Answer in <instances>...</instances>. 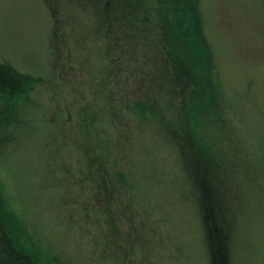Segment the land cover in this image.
<instances>
[{
    "label": "rangeland",
    "instance_id": "rangeland-1",
    "mask_svg": "<svg viewBox=\"0 0 264 264\" xmlns=\"http://www.w3.org/2000/svg\"><path fill=\"white\" fill-rule=\"evenodd\" d=\"M95 7L105 9V0H0V63L42 78L31 101L17 109L18 125L2 134L0 147V186L20 223L21 242L43 264H65L67 257L72 263L79 252L73 244L85 255H78L79 264H93L87 258L90 260L95 252L114 258L116 250L121 256L129 253L124 256L125 264H213L204 235L198 232L193 216L183 210L177 196H171L170 209L164 210L166 218H159L164 234L160 231L161 242L155 241L152 247L147 246V234L137 228L139 220L117 230L120 215L115 216L117 232L110 238L111 217L101 218L97 210L100 201L94 193L95 140L103 134L95 118L99 103L94 89L102 73L96 57L98 52L107 53L99 49L105 35L108 42L112 36L108 30L104 35L97 25ZM199 12L205 35L213 45L214 78L231 119L224 127L225 133L234 138L229 144L231 152L235 156L243 145L239 138L244 139V149L249 152L244 167L235 159L236 168L229 177L233 176L232 182L237 185L239 178L251 175L257 189L251 200L247 199L250 205L240 207L241 217L246 220L240 226L247 237L242 233L245 249L240 250L238 245L234 264H264V136L257 127V122L264 119V0H200ZM170 24L167 22L166 28ZM170 29L165 30L167 38ZM159 60L145 53L131 66L136 74L148 73L150 64L156 62L158 66ZM165 71V67L159 70ZM178 97L174 91V102ZM216 139L218 149L226 144L222 137ZM140 141L144 140L138 130H130L129 139H119L122 145L120 152L116 150L117 162L124 168H128V147L136 146L132 150L138 152ZM180 160L176 169L180 168ZM183 161L195 171L207 205L211 202L210 188L217 181L207 174L210 169L194 166V157L191 166ZM114 174L113 169H107V176ZM177 180L182 187L183 181ZM160 202L163 216L166 203ZM93 203L96 211L92 210ZM135 209L144 212L141 206ZM209 212L213 215L211 208ZM95 216L100 220L93 221ZM91 224L96 227L91 229ZM223 232L215 264H229L225 243L228 245L231 235L238 234L235 230ZM192 235L195 241L202 239L204 253L202 246L193 249L187 244ZM64 246L71 251L66 252ZM156 251L161 252L158 258Z\"/></svg>",
    "mask_w": 264,
    "mask_h": 264
},
{
    "label": "trees",
    "instance_id": "trees-1",
    "mask_svg": "<svg viewBox=\"0 0 264 264\" xmlns=\"http://www.w3.org/2000/svg\"><path fill=\"white\" fill-rule=\"evenodd\" d=\"M105 5V9L95 7L98 10L94 14L104 35L108 30L112 36L108 42L106 34L99 49L107 53L101 55L98 52L95 56L102 70L94 89L99 103L95 118L103 138L95 140L94 162L97 168L94 176L97 182L94 183V193L100 201L97 210L101 218L111 217L110 238H114L111 235L117 232L114 231L115 216L120 215L117 230L123 224L139 220L137 228L147 234V246L152 247L155 241L160 243L164 224L159 218H166L164 210L170 209L169 201L173 202L171 196L174 195L188 216H193L198 232L204 235L213 264L223 230L226 233L231 230L238 232L230 234L232 237L224 247L229 264H234L233 255L238 245L240 250L245 249L242 247V233L247 237L240 226L246 221L241 217L240 207L246 209L250 205L247 199L251 200V194L257 193V189L251 175L239 178L237 185L232 182L233 176L229 177L236 168L235 159L244 167L249 152L244 149L243 138L238 139L243 145L235 151V156L229 146L234 138L225 133L224 127H228L231 119L221 99L218 81L214 78L213 45L203 30L200 0H105ZM167 22L171 24L166 28ZM168 28H172L169 30L170 38L165 36ZM145 53L160 58L159 64L152 62L148 73L136 74L131 64L139 62V57H144ZM162 67L167 73L159 72ZM41 80V77L37 79L0 63V147L2 134L18 125L17 109L31 101ZM174 91L179 95L178 102H174ZM75 100L78 102V95ZM245 126L248 128V124ZM257 127L264 136V119L257 122ZM130 130H138L144 141L137 145L138 152L132 150L136 146L128 147V168H124L117 162L116 150L120 152L122 144L119 139H129ZM219 136L226 144L218 149L215 144ZM261 147L264 148V142ZM179 157L180 168L177 170L175 164ZM193 157L196 160L194 166L210 169L207 174L217 181L210 188L211 202L207 205H204L205 195L198 188L199 179L195 171L183 161L191 166ZM108 168L114 170V177L106 175ZM177 179L183 181L182 187H179ZM237 186H240L239 190L230 189ZM161 200L166 203L162 207L163 216ZM140 206L149 214L135 209ZM92 210L96 211L94 203ZM98 220L95 216L93 221ZM169 230L172 231L173 227ZM160 231L163 234H159ZM114 244L118 245V242ZM187 244L193 249L202 246L201 251H205L202 239L195 241L193 235ZM73 246L78 247L79 252L74 254L72 263L67 257L65 264H79L78 255L85 256L81 247ZM64 250L71 251L66 246ZM159 253L156 251V258ZM124 256H129V253L121 256L116 250L112 258L95 252L87 260L93 264H125ZM248 257L247 253L245 259ZM0 264H43L22 244L20 223L10 210L1 186Z\"/></svg>",
    "mask_w": 264,
    "mask_h": 264
}]
</instances>
